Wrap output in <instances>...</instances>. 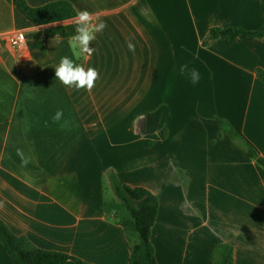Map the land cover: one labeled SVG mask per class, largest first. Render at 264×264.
Here are the masks:
<instances>
[{
  "label": "crops",
  "instance_id": "crops-1",
  "mask_svg": "<svg viewBox=\"0 0 264 264\" xmlns=\"http://www.w3.org/2000/svg\"><path fill=\"white\" fill-rule=\"evenodd\" d=\"M18 2H67L107 28L90 57L77 59L58 37H43L34 55L33 34L74 19L37 27ZM233 27L263 33L261 0H0V220L41 250L129 264L106 202L115 177L159 200L157 264H214L223 244L234 264H264V170L227 134L218 138L219 119L264 158V37L204 44L212 29ZM19 32L27 45L16 51L7 36ZM63 56L99 70L91 92L55 78ZM182 64L199 70V83L181 75ZM57 109L70 130L52 123ZM17 148L31 157L27 167ZM0 264H14L1 243Z\"/></svg>",
  "mask_w": 264,
  "mask_h": 264
},
{
  "label": "trees",
  "instance_id": "trees-1",
  "mask_svg": "<svg viewBox=\"0 0 264 264\" xmlns=\"http://www.w3.org/2000/svg\"><path fill=\"white\" fill-rule=\"evenodd\" d=\"M261 2L264 11V0ZM17 8L37 27L69 21L75 16L74 7L67 2H56L38 9L29 7L25 2H18ZM74 33L73 25L59 26L45 33L33 34L29 46L34 55H38L44 51L43 37L69 39ZM239 37L263 38L264 32H248L241 27L214 28L204 44L207 46L212 41L223 40L231 45ZM258 78L264 86V71H258ZM218 123L221 128L218 138L222 139L227 134L248 158L264 170V158L252 146L244 143L226 122L218 119ZM110 185L115 195L111 212L123 227L129 242V264H157L151 237L160 209L158 198L147 190L123 185L115 177H110ZM0 243L14 264H66L70 260L76 264H85L65 254L37 248L27 238L14 235L1 220ZM212 257L214 264H234V249L227 244L219 245Z\"/></svg>",
  "mask_w": 264,
  "mask_h": 264
},
{
  "label": "clouds",
  "instance_id": "clouds-1",
  "mask_svg": "<svg viewBox=\"0 0 264 264\" xmlns=\"http://www.w3.org/2000/svg\"><path fill=\"white\" fill-rule=\"evenodd\" d=\"M74 23L75 33L69 37V47L73 55L78 59L81 55L91 56L95 49L92 47V42L96 39L98 33H103L107 28V23L100 19L99 15H95L88 10H75ZM128 50L135 52V44L129 39L127 42ZM55 78L61 82L66 88H74L79 91L81 89L91 92L95 87L96 82L100 79L99 70L94 67L87 69L76 63L71 57L63 56L59 63L54 68ZM181 75H187L189 81L195 85L199 83L201 75L198 69L189 68L187 64L180 66ZM54 124L59 125L61 129L70 130V121L65 119L63 109H57L51 117ZM45 127L48 126V121L44 122ZM17 156L20 157L21 166L27 167L31 163V157L24 154L22 149H16ZM3 201H0L2 208Z\"/></svg>",
  "mask_w": 264,
  "mask_h": 264
},
{
  "label": "built area",
  "instance_id": "built-area-1",
  "mask_svg": "<svg viewBox=\"0 0 264 264\" xmlns=\"http://www.w3.org/2000/svg\"><path fill=\"white\" fill-rule=\"evenodd\" d=\"M7 42L12 49L16 51L23 50L27 45V35L23 32L9 34Z\"/></svg>",
  "mask_w": 264,
  "mask_h": 264
},
{
  "label": "rangeland",
  "instance_id": "rangeland-1",
  "mask_svg": "<svg viewBox=\"0 0 264 264\" xmlns=\"http://www.w3.org/2000/svg\"><path fill=\"white\" fill-rule=\"evenodd\" d=\"M108 197H106V202H107V208L108 210L112 211V206H113V192L111 189L108 188L107 190Z\"/></svg>",
  "mask_w": 264,
  "mask_h": 264
}]
</instances>
